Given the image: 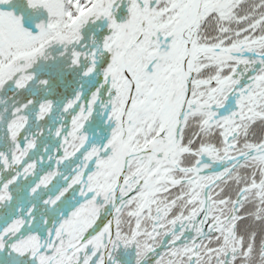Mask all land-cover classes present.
Returning <instances> with one entry per match:
<instances>
[{
  "label": "snow or ice",
  "instance_id": "1",
  "mask_svg": "<svg viewBox=\"0 0 264 264\" xmlns=\"http://www.w3.org/2000/svg\"><path fill=\"white\" fill-rule=\"evenodd\" d=\"M0 264H264V0H0Z\"/></svg>",
  "mask_w": 264,
  "mask_h": 264
}]
</instances>
